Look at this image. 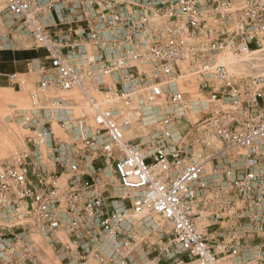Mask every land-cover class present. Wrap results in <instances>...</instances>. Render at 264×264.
I'll list each match as a JSON object with an SVG mask.
<instances>
[{
	"label": "built area",
	"instance_id": "1",
	"mask_svg": "<svg viewBox=\"0 0 264 264\" xmlns=\"http://www.w3.org/2000/svg\"><path fill=\"white\" fill-rule=\"evenodd\" d=\"M28 50L0 264H264V0H0Z\"/></svg>",
	"mask_w": 264,
	"mask_h": 264
},
{
	"label": "rangeland",
	"instance_id": "2",
	"mask_svg": "<svg viewBox=\"0 0 264 264\" xmlns=\"http://www.w3.org/2000/svg\"><path fill=\"white\" fill-rule=\"evenodd\" d=\"M38 81V74L29 70H26V74L13 78L11 82L8 78H0V161L17 153L27 133L24 119L31 118L36 111V100L32 98L31 92ZM73 98L81 101L75 94ZM54 128L59 132L56 125Z\"/></svg>",
	"mask_w": 264,
	"mask_h": 264
},
{
	"label": "crops",
	"instance_id": "3",
	"mask_svg": "<svg viewBox=\"0 0 264 264\" xmlns=\"http://www.w3.org/2000/svg\"><path fill=\"white\" fill-rule=\"evenodd\" d=\"M36 51H4L0 53V78H8L11 82L18 75L26 74V70L39 64L40 55ZM44 54V53H43Z\"/></svg>",
	"mask_w": 264,
	"mask_h": 264
}]
</instances>
